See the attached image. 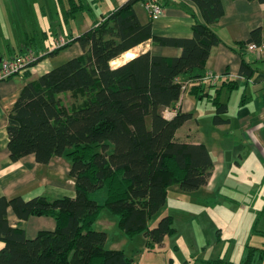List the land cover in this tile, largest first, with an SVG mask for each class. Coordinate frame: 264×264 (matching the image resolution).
I'll use <instances>...</instances> for the list:
<instances>
[{
  "label": "trees",
  "instance_id": "16d2710c",
  "mask_svg": "<svg viewBox=\"0 0 264 264\" xmlns=\"http://www.w3.org/2000/svg\"><path fill=\"white\" fill-rule=\"evenodd\" d=\"M138 1H126L52 50L50 55L78 41L84 54L26 83L15 102L8 125L11 158L16 161L34 154L39 163L47 164L55 156H64L70 161L76 195L0 197V240L4 242L0 264H134L124 250L106 248L107 232L94 228L101 211L107 208L116 215L127 236L144 234L154 251L174 231L169 214L154 227L149 224L166 204L170 186L179 184L193 191L208 183L214 161L207 146L176 137L193 117L178 102L185 80H192L189 91L195 97L205 96L207 87L197 79L206 74L212 48L222 43L213 26L224 14V6L221 0H193L201 16L193 25L194 36L175 39L155 35L152 22L140 21L134 9ZM87 8L85 0H69L67 21ZM45 33L53 36L52 30ZM55 33L59 34L57 29ZM150 40L179 46L182 53L168 57L148 50L112 66L114 60ZM262 41L257 28L241 46ZM30 49L35 50L27 41L17 54ZM252 66L242 59L244 76L251 75ZM226 83L230 91L238 86L234 80ZM207 92L215 107L214 123L228 122L223 117L228 103L217 92ZM67 93L73 98L70 107L62 96ZM167 108L177 112L168 118ZM96 195L104 201L100 203ZM9 207L20 219L53 217L56 227L28 237L24 229L10 224ZM197 262L264 264V246L247 245L241 262L221 256Z\"/></svg>",
  "mask_w": 264,
  "mask_h": 264
},
{
  "label": "crops",
  "instance_id": "0c3cea01",
  "mask_svg": "<svg viewBox=\"0 0 264 264\" xmlns=\"http://www.w3.org/2000/svg\"><path fill=\"white\" fill-rule=\"evenodd\" d=\"M85 1L88 7L85 11L93 12L99 5V2H95V0ZM112 1L113 3L106 6V12L102 13L99 18H93L91 21L86 20L83 29H78L77 26L71 27L69 31H66L68 35L58 30L59 34L54 40L45 32L51 31L52 26L60 29L61 25L58 21H51L42 29L35 30L34 33H30L26 26L20 30L16 28V41L12 35L0 33V41H4V44L0 43V62L21 51L27 41H30V45L36 51L42 50V52L50 53L55 49L58 36L63 34L66 42L80 36L95 24L96 19H103L105 15L128 0ZM144 1L136 2L134 9L142 23L152 22V30L155 35L175 39H189L194 36L193 25L201 16L199 7L193 0H163L164 13L156 18L149 16ZM221 1L224 6V14L214 24L213 29L221 38L222 43L212 48L205 67L206 73H212L216 80L200 84L206 86L207 91L212 95H215L216 92L220 94L221 101L228 103V111L223 114V117L229 120L225 123L215 124L213 104L212 108L202 111L200 102L203 101V98H199L198 104L193 102L191 97H195V95L189 91L191 86H188L187 91L182 93L178 107L182 111L192 112L193 117L178 129L176 137L181 141L204 143L212 154L214 161L212 175L208 183L201 187L206 192L214 193L219 188L226 187L236 192L249 191L257 196H264V2L258 0ZM100 2H104V0H100ZM65 25L68 26V23ZM257 28L261 29L263 39L260 45L262 51L259 54L249 50L247 43L241 46L242 43L248 41L252 31ZM145 43L150 48L143 52L151 50L154 54L168 57L180 56L182 53V48L179 46L162 45L151 40ZM136 51L135 47L129 53L124 54L122 56L124 57L123 63L134 58ZM63 54L67 56V61L84 54V49L78 41H75L59 52L44 57L37 65L26 70L23 74L0 82V197L11 199L22 196L28 200L40 195L49 197L63 195L75 197L76 195L75 180L69 174L70 161L67 158L55 156L49 163L43 164L36 160L34 154H29L14 161L9 150L10 112L23 87L29 81L39 78L60 65L55 60ZM243 58L253 64L254 71L249 77L244 76L241 70ZM231 80L236 81L238 86L230 91L226 82ZM207 91L204 92V97L209 99ZM210 99L212 100V97ZM204 117L207 120H204ZM202 121L205 122V125L202 124ZM204 133H208V135ZM237 151L240 152L239 157L236 155ZM230 159L235 161H231L229 165L235 162L237 169L245 166L246 177L242 176L237 169L233 172L227 170ZM225 182L227 184L222 185ZM174 186L180 185L175 184ZM201 188L191 192L200 193ZM199 193L195 194L199 195ZM204 197L205 195H201V198ZM8 219L12 226L24 229L28 237H34L40 230L56 227L53 217L31 216L28 219H20L11 207L8 208ZM3 245L4 242L0 240V249Z\"/></svg>",
  "mask_w": 264,
  "mask_h": 264
},
{
  "label": "rangeland",
  "instance_id": "374dc122",
  "mask_svg": "<svg viewBox=\"0 0 264 264\" xmlns=\"http://www.w3.org/2000/svg\"><path fill=\"white\" fill-rule=\"evenodd\" d=\"M111 1L98 0L99 5L93 12L78 13L75 18L67 21L69 0H0V33L12 35L16 41V28L20 30L26 26L30 33H34L35 30L42 29L51 21H58L61 25L60 29L51 27L53 32L51 39L54 40L57 36L56 29L63 31L64 34L71 27L77 26L78 29H83L86 20L99 18L106 12V6L113 3ZM65 23H68V26ZM62 36L65 37L63 34ZM0 43L4 44V41ZM55 45V48L62 47L57 46L56 43ZM136 48L137 56L150 47L144 43ZM36 52L39 56L42 55L35 65L50 55L49 52H42V50ZM66 57L65 54L60 55L55 61L61 64L66 61ZM120 64H122L120 59H116L112 66ZM213 92L215 94V91ZM62 96L64 104L70 107L73 101L71 93ZM191 98L196 104L200 102L198 97ZM200 103L202 111L212 108L213 104L207 97H204ZM164 113H166L165 109ZM204 120L207 118L204 117ZM202 124L205 125V122L202 121ZM204 134L208 135V133ZM239 153L237 151L236 155L238 156ZM231 161L235 160H229L227 170L233 172L236 171L237 165L235 162L229 165ZM237 170L246 177L245 166ZM243 180L246 181L244 178ZM226 184L227 182L222 183V185ZM200 191V193H192L183 190L180 186H170L166 204L152 217L149 224L154 227L163 215L169 214L173 217L174 231L166 237L163 246H157L154 251L148 247V239L144 234L133 238L127 236L119 228L117 216L107 208L101 211L94 228L107 232L106 248L124 250L134 264H198L197 261L201 258L220 256L241 262L245 257L247 245L264 246L263 195L257 196L249 191L236 192L226 187L219 188L214 193L206 192L204 188ZM195 193H199L200 196ZM201 195L205 197L201 198ZM95 199L100 203L104 201L101 195H96ZM256 228L258 231L254 230Z\"/></svg>",
  "mask_w": 264,
  "mask_h": 264
},
{
  "label": "built area",
  "instance_id": "2783aa9c",
  "mask_svg": "<svg viewBox=\"0 0 264 264\" xmlns=\"http://www.w3.org/2000/svg\"><path fill=\"white\" fill-rule=\"evenodd\" d=\"M145 8L151 18H156L161 16L164 13V1L163 0H145L144 1ZM57 46H63L66 44V39L62 35L57 37L56 40ZM249 50L255 51L258 54L262 51L260 45L254 42H250L247 45ZM38 53L30 49L26 53L23 54H15L9 58L2 59L0 62V82L7 80L13 76L18 74H23L26 70L31 68L35 62L41 57ZM216 77L212 73H206L201 78L197 79L199 83H208L214 82ZM192 83V80H185L182 82V93L186 92L188 86ZM166 117H170L174 115L177 110H170V108L165 109Z\"/></svg>",
  "mask_w": 264,
  "mask_h": 264
},
{
  "label": "bare ground",
  "instance_id": "6f19581e",
  "mask_svg": "<svg viewBox=\"0 0 264 264\" xmlns=\"http://www.w3.org/2000/svg\"><path fill=\"white\" fill-rule=\"evenodd\" d=\"M117 59H120V62H124V57H119V58H117Z\"/></svg>",
  "mask_w": 264,
  "mask_h": 264
}]
</instances>
